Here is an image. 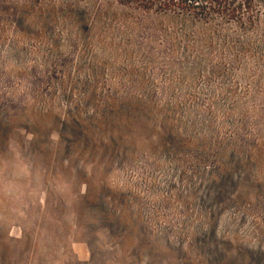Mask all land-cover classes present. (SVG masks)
Wrapping results in <instances>:
<instances>
[{"label":"rangeland","instance_id":"374dc122","mask_svg":"<svg viewBox=\"0 0 264 264\" xmlns=\"http://www.w3.org/2000/svg\"><path fill=\"white\" fill-rule=\"evenodd\" d=\"M0 264H264L261 15L0 0Z\"/></svg>","mask_w":264,"mask_h":264},{"label":"trees","instance_id":"16d2710c","mask_svg":"<svg viewBox=\"0 0 264 264\" xmlns=\"http://www.w3.org/2000/svg\"><path fill=\"white\" fill-rule=\"evenodd\" d=\"M118 3L146 11L168 12L196 20L218 21L231 25L244 35L259 21L264 22V0H116ZM263 4L262 11L258 6Z\"/></svg>","mask_w":264,"mask_h":264}]
</instances>
